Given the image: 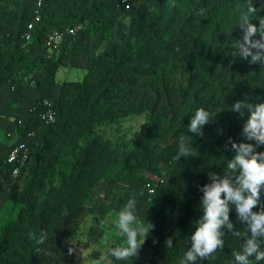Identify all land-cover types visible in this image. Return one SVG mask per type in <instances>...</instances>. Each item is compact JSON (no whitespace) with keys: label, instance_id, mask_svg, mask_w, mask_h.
I'll list each match as a JSON object with an SVG mask.
<instances>
[{"label":"trees","instance_id":"obj_1","mask_svg":"<svg viewBox=\"0 0 264 264\" xmlns=\"http://www.w3.org/2000/svg\"><path fill=\"white\" fill-rule=\"evenodd\" d=\"M247 2L257 9L250 22L259 27L264 0ZM245 3L132 0L125 10L120 0H44L34 39L26 43L23 33L34 17L35 0H0V84L27 63V56L16 53L3 58L13 44L33 43L34 65L45 70L42 78L28 77L40 95L12 143L28 140L29 161L17 177L6 156L0 161V211L10 200L19 205L0 227V264H83L85 250L77 239L92 236L104 217L133 195L136 215L155 226L146 240L153 252L149 264H180L202 215L199 188L211 182L209 173L223 177L235 155L229 139L255 144L242 135L247 114L231 110L237 101L264 103V64L232 55L235 40L243 37L236 10ZM123 13L130 14L127 43L93 54L94 32H112ZM84 21L87 26L75 41L66 37L58 57H46L53 33ZM73 56L85 57L88 71L82 80L64 81L57 93L59 69ZM45 99L55 105L52 123L42 118ZM201 107L214 116L203 126V136L188 129ZM142 113L148 128L129 152L101 130ZM181 136L192 142L193 151L178 161ZM256 151L264 152V145ZM148 182L158 184L155 194L146 189ZM260 199L264 204V189ZM230 220L234 230L245 231L234 205ZM41 231L48 237L43 244L29 238ZM223 239L222 250L196 264H234L243 238L225 230Z\"/></svg>","mask_w":264,"mask_h":264},{"label":"clouds","instance_id":"obj_2","mask_svg":"<svg viewBox=\"0 0 264 264\" xmlns=\"http://www.w3.org/2000/svg\"><path fill=\"white\" fill-rule=\"evenodd\" d=\"M236 11L238 27L243 29V37L242 41L235 40V51L232 55H239L245 60L250 57L249 62L252 64H264V17H259V27L251 23L257 9L247 0L245 5L238 7ZM203 12L201 9L200 13ZM257 35L259 39H254ZM231 110L241 116L247 114L242 135L248 141H255V144L235 143L229 139L235 155L227 162L223 177L209 173L211 182L199 188L203 193L202 215L196 222L195 232L191 236V247L184 253L180 264H196L198 260L208 259L218 250H222L225 230L232 236L243 238L241 250L233 253L234 264H254V261L259 264L264 261V249L261 247L264 241V204H261L260 199L264 189V152L256 151L257 146L264 145V103L237 101ZM213 117V114L203 107L196 109L188 124L189 131L203 136V126ZM191 143H188L185 137H180L176 160L179 161L182 156H192ZM136 203V197L133 195L119 211L115 225L125 240L122 244L108 248L101 260L115 257L118 261H129L138 256L150 229L155 226L145 220L137 221ZM233 205L238 220L246 224L243 233L234 230L230 220ZM257 206H260V211H253ZM29 238L37 244H43L48 237L46 232L41 231L39 235L30 232ZM165 243L167 248H171L172 238H168ZM68 251L71 254L73 249L69 248ZM111 261L110 259V264ZM92 264H100V261L94 260Z\"/></svg>","mask_w":264,"mask_h":264},{"label":"rangeland","instance_id":"obj_3","mask_svg":"<svg viewBox=\"0 0 264 264\" xmlns=\"http://www.w3.org/2000/svg\"><path fill=\"white\" fill-rule=\"evenodd\" d=\"M130 36V14L123 13L116 27L110 33L105 35L98 31H95L90 42V50L93 54L104 51L106 48L112 47L115 43L120 45L127 43ZM16 53L18 55L27 56V63L9 71L6 75V80L3 84H0V161L6 156L10 155V149L12 143L18 139L20 120H27L33 114L34 108L40 92L31 88L28 77L34 74L36 78H42L45 74V70L42 66H35L34 60H36L38 52L35 51L33 43L26 44H13L5 50L3 58H6L8 54ZM51 54L58 57L56 50H52ZM29 66V67H28ZM88 71V60L82 56H73L67 60L65 65H62L57 75L56 92L60 89L64 81H77L82 80L84 75ZM15 90V92H14ZM148 128L146 114H136L121 122L115 124H105L102 126V131H107L108 135L113 138L117 144L123 147L126 152H129L133 142L139 140ZM12 132L15 135L10 137L9 133ZM100 189L97 190L95 198L98 197ZM111 192L117 193L118 188H113ZM19 205H16L13 201H8L5 207L0 211V227L4 222L14 217L18 211ZM118 211L108 213L104 219L100 222V225L92 236L82 234L77 239L81 247L84 248V262L83 264H92L94 260L100 261V264L120 263L115 257H109L101 260L103 254L110 247H115L118 244H122L125 240L124 236L119 234L116 228L115 221L118 219ZM137 216L138 222L144 220ZM149 223V222H147ZM152 224V223H151ZM1 230V228H0ZM151 229L149 231L150 236ZM146 238V240H147ZM142 245L137 257H134L132 264H149L152 256V249L146 245ZM128 264V263H127Z\"/></svg>","mask_w":264,"mask_h":264},{"label":"built area","instance_id":"obj_4","mask_svg":"<svg viewBox=\"0 0 264 264\" xmlns=\"http://www.w3.org/2000/svg\"><path fill=\"white\" fill-rule=\"evenodd\" d=\"M44 0H35V9H34V17L27 25V29L23 33V37L25 42H30L34 39V33L36 24L42 18V9H43ZM132 0H120V7L124 8L125 10L131 9ZM88 21H84L76 26L67 27L63 31H56L53 33L49 41L47 43L48 48L46 50L49 53H46V57H55L54 54H51V51L56 50L57 53L60 54L61 46L65 41L66 37L71 38V41H75L78 37V34L84 30L87 26ZM58 54V55H59ZM45 109L42 112V118L46 120L47 123H52L56 120V110L53 100L45 99L44 100ZM35 109V108H33ZM10 137H13L15 133H9ZM32 135V134H31ZM30 149L28 140H21L17 144H13L10 149V155L8 156L7 163L14 166L13 168V176L17 177L21 172V169L25 167L28 163L30 158ZM158 184H154L152 182H148L146 184V189L152 195L155 194L157 191ZM121 264V263H115Z\"/></svg>","mask_w":264,"mask_h":264}]
</instances>
